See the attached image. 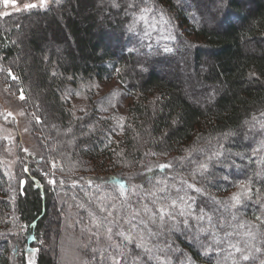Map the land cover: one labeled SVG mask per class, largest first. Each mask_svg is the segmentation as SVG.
I'll list each match as a JSON object with an SVG mask.
<instances>
[{
	"label": "trees",
	"instance_id": "trees-1",
	"mask_svg": "<svg viewBox=\"0 0 264 264\" xmlns=\"http://www.w3.org/2000/svg\"><path fill=\"white\" fill-rule=\"evenodd\" d=\"M150 19L159 20L158 32L151 33ZM134 21L135 30L129 32ZM177 64L190 68L194 84L185 88L200 91L198 96L171 74L170 67ZM111 79L133 97L120 118L101 111L105 96L94 98L92 92L85 94L83 107H73L68 93ZM0 80L15 93L23 92L22 101L32 112L31 131L42 129L33 161L20 152L13 201L4 197L10 186L0 163V264H10V251L18 264H28V259L54 264L40 240L60 191L77 201V213L112 229L111 240L107 230L102 235V242L106 238L109 243L94 244V264H113L116 244L127 246L128 264H133L131 257H139L138 264H217L218 259L264 264L261 205L216 203H231L237 189L230 181L252 176L253 193L261 185L254 174L264 169V148L253 150L264 141V0H52L42 8L0 17ZM226 133L232 135L225 138ZM221 144L232 166L213 161L205 174L209 179L197 174L193 181L196 164ZM3 147L0 139V154ZM168 162L172 168L161 171L158 166ZM224 175L230 181L220 178ZM157 179L167 181L166 190L157 193L161 198L183 195L176 190L186 188L182 181L203 187L202 194L191 189L187 194L195 200L193 215L203 209L211 223L188 216V228L180 223L176 231H168L167 224L160 229L144 211L146 205L156 214L155 197L148 193L153 186L164 187ZM113 182L129 189L126 200ZM131 185L141 188L133 194ZM199 227L208 231L200 233ZM133 228L134 235H145L151 258L118 235ZM148 229L160 234L148 236ZM213 233L220 244L213 242ZM205 248L213 250L205 255ZM242 254L249 259H241Z\"/></svg>",
	"mask_w": 264,
	"mask_h": 264
},
{
	"label": "rangeland",
	"instance_id": "rangeland-1",
	"mask_svg": "<svg viewBox=\"0 0 264 264\" xmlns=\"http://www.w3.org/2000/svg\"><path fill=\"white\" fill-rule=\"evenodd\" d=\"M0 1L2 5L0 17L4 16L6 12L10 14L24 10L23 5L26 3H33L36 4L37 7L42 8L39 6L40 0H16V8L11 6V0L7 8L3 6V0ZM51 1L52 0H47V4ZM141 17L144 19V15ZM155 21H157V19H150V22L147 23L148 25L151 24L148 28L152 27L155 29L152 30L151 33L160 30L159 20L157 22ZM176 66L178 67H170V72L171 74L174 73V78L179 80L184 88L188 85H193L194 80L190 68L187 65L181 66L177 64ZM186 89L187 88H185V90ZM193 89L188 88L186 91H194L198 96L200 91H196L195 88ZM89 92H92L94 98H99L102 95L103 97L105 96V99L101 100L99 109L103 112L117 114L118 118L125 112L128 102L133 99L117 80H100L82 85L81 92L74 91L70 92V94L68 93V98L72 101L71 104L73 107H83V103H86L85 94ZM20 95L21 91L15 93L11 90L10 86L3 82L0 83V139L4 144L3 151L0 154V163H2L6 169L10 186L8 189L9 194L3 196L11 201L15 200L11 185L13 181L15 182L14 178L18 171L17 164L19 160L22 159L20 152L32 162L33 158L38 153L36 142L40 141V134L42 132V129L31 131L30 123L32 120V112L20 99ZM34 137H36V141ZM41 140H43V138ZM261 144V141L255 143L254 147L262 148ZM60 186L61 183L59 187ZM75 190L80 192L78 189H73L72 191L76 192ZM55 193L56 195L58 194V192ZM60 194L59 197L55 196V214H49L44 221L46 228L43 235L45 239L40 240L42 250L49 253L54 259V264H94L93 256H96L98 253L96 254L97 251L94 250L93 246L96 243H109L106 238L105 241L102 242V235L103 233L105 234L107 229L104 230L102 226L86 217L83 211L77 213L74 210V208H78V206L75 205L77 201H74L70 194H63L61 191ZM88 202H90V200ZM91 205L94 208V203H91ZM9 240L11 241L12 237H10ZM9 254L12 256V258H10V264H18L17 254L11 253V251ZM30 261L31 264H34L33 260L30 259H28V264Z\"/></svg>",
	"mask_w": 264,
	"mask_h": 264
},
{
	"label": "snow or ice",
	"instance_id": "snow-or-ice-1",
	"mask_svg": "<svg viewBox=\"0 0 264 264\" xmlns=\"http://www.w3.org/2000/svg\"><path fill=\"white\" fill-rule=\"evenodd\" d=\"M57 4H59V0H55ZM227 0H221V3H226ZM10 0H3V6L5 8L9 7ZM47 4V0H40V7H44ZM11 6L13 8L17 7L16 0H11ZM113 6H118L113 4ZM131 6V5H130ZM37 5L33 3H26L23 5V9L25 11H29L31 9L36 8ZM19 10V9H18ZM147 9H143L142 11H146ZM4 15H9V13H4ZM141 19L143 17H140ZM135 30V21L133 24H130L128 26V31L133 32ZM165 52H171L172 50L170 48L165 47L164 49ZM8 76L12 77L15 79L13 76V73L11 71L8 72ZM20 99L24 100L25 97L23 95V92L21 91ZM37 122L39 123V119H37ZM264 127V125H262ZM232 135V133H226L225 138L227 136ZM261 147H264V142H262ZM225 151H227L224 148V145L221 144L219 149L212 153V155L208 156L206 160H202L196 164V168L190 173L192 176L193 181H196L197 179V174H199L200 177L204 179H209L208 176L205 174L209 172V165L215 161L218 164H223L225 167H231L232 164L227 163L229 157L225 156ZM254 152L260 151V148L254 149ZM154 154V153H153ZM230 155H238V154H230ZM243 158V157H241ZM172 163H162L158 167L160 168L161 171L164 169H169L172 168ZM237 168H239V165H236ZM53 168H55V162H53ZM25 171H28V169H25ZM149 172H152V168H148ZM255 177H258L261 185L256 187V192L253 193V186L256 184V181L252 176H249L245 179H240V180H235V181H230V177L228 175H224L223 177H220L221 179L225 181H230L233 186L237 189L234 193H232L230 199L231 203L229 204L226 201H217L216 203L224 204L226 207H231V208H236L238 205H241L244 201H253L254 203L260 204L262 208V214H264V199L261 198V193H262V188H264V169H261L260 171L256 172ZM131 179V177H129ZM23 183V182H22ZM49 184H55L56 181L49 179L48 181ZM62 183V182H61ZM114 184H117L118 182H113ZM183 184L186 185L185 189H180L177 188V192L183 191V195H180L176 198H172L169 196H165L163 198L158 197L157 193L158 192H164L167 187V181L166 180H156V184L158 185H164V187H155L153 186V190L148 193L149 196L155 197V199L152 200V203L156 205V214H151V209H149L146 205L144 206V211L146 213H149V220H151L153 223H158V227L160 229H164L165 224H167L168 231H176L179 228L180 223H183L185 228H188L189 226V221L187 219L188 216H192L193 219L197 221H203L205 218H207L208 222L211 223L212 217L208 215L207 213L203 212V209H201V214L200 215H193L191 209L193 207V204L195 203V200L193 197L188 196L187 190L191 189L194 192L197 193H203L204 188L203 187H197L195 183H188L187 181H182ZM172 187H175V185H172ZM141 188L140 185H131L130 189L133 194L136 193V189ZM118 190H119V196L122 199H127V192L128 188H126L125 184L123 183H118ZM142 190V189H141ZM255 196V199H253ZM103 198V197H102ZM109 198L115 199L114 196H110ZM191 201V203H190ZM104 208L101 206V211H103ZM111 215V213H109ZM135 215H139V213H136ZM178 218H183L182 220ZM235 215L233 216V219H235ZM257 219H261L260 216H257ZM140 223H143L145 228H148L147 223L144 221H140ZM98 226V225H97ZM198 231L200 233L207 232L208 229L206 227H199ZM135 229L133 228L132 231L128 232L127 234L124 233L123 231L119 232L118 235L122 237L124 241H127L128 244L135 243L137 248H141L144 250L146 254H149V257L151 258V253L152 249L148 246L146 237L143 233H135ZM107 233H108V239L111 240V233L112 229L110 227L107 228ZM160 233H153L150 229H148V236H156L159 235ZM232 233H226V236H231ZM213 242L216 244L221 243V238L216 234L213 233ZM116 249V254L112 256L113 264H121V258L124 260V264H128V260L130 258L129 253L126 252V245L125 244H116L113 246ZM231 248H234L236 252H241L242 249L237 246V244H230ZM213 249L211 248H205L204 249V254L207 255L209 251H212ZM259 251V249H257ZM232 253H228V257H231ZM228 257H225L227 259ZM133 264H138L139 257H131ZM158 259V257H157ZM241 259L243 260H248L249 256L248 255H243L241 256ZM31 264V261L29 262ZM217 264H224L223 261L217 260ZM233 264H236V261L233 260Z\"/></svg>",
	"mask_w": 264,
	"mask_h": 264
},
{
	"label": "water",
	"instance_id": "water-1",
	"mask_svg": "<svg viewBox=\"0 0 264 264\" xmlns=\"http://www.w3.org/2000/svg\"><path fill=\"white\" fill-rule=\"evenodd\" d=\"M22 182H23V183H22ZM21 184H22V186H23V184H24V179H22Z\"/></svg>",
	"mask_w": 264,
	"mask_h": 264
}]
</instances>
